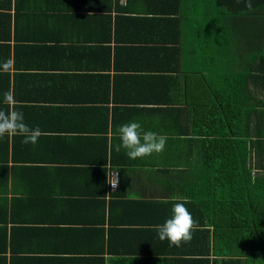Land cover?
Returning a JSON list of instances; mask_svg holds the SVG:
<instances>
[{
	"label": "crops",
	"instance_id": "1",
	"mask_svg": "<svg viewBox=\"0 0 264 264\" xmlns=\"http://www.w3.org/2000/svg\"><path fill=\"white\" fill-rule=\"evenodd\" d=\"M251 3L0 0V64L14 61L0 109L12 90L43 133L0 138V264L249 263L225 238L170 246L155 225L186 198L211 228L199 203L217 209L216 172L237 157L264 178V0ZM132 120L168 137L161 153L116 151Z\"/></svg>",
	"mask_w": 264,
	"mask_h": 264
},
{
	"label": "trees",
	"instance_id": "2",
	"mask_svg": "<svg viewBox=\"0 0 264 264\" xmlns=\"http://www.w3.org/2000/svg\"><path fill=\"white\" fill-rule=\"evenodd\" d=\"M239 159L237 157L236 161ZM236 161L230 166L226 164L224 171L221 169V175L226 178L219 179L220 170L216 172V189L221 192L216 195L217 209L208 211L204 208L207 206L199 203L201 207L197 213L213 223L211 228L198 229L207 239L210 234L214 240L225 238L219 242L224 244V251L245 255L248 264H264V178L252 176V168L245 159ZM223 214L225 221L219 222ZM209 243L216 242L207 241L206 244ZM219 251L215 250L216 253ZM108 264L112 262L108 261Z\"/></svg>",
	"mask_w": 264,
	"mask_h": 264
},
{
	"label": "clouds",
	"instance_id": "3",
	"mask_svg": "<svg viewBox=\"0 0 264 264\" xmlns=\"http://www.w3.org/2000/svg\"><path fill=\"white\" fill-rule=\"evenodd\" d=\"M121 5L126 6V0H121ZM246 7L251 10V0H246ZM14 61L9 58L0 64V71L11 72ZM4 104L9 110L0 109V138L5 135L22 136L23 143L35 144L43 134L39 127L32 128L24 120L22 111L15 109L16 100L14 92L8 90L3 94ZM120 143L116 145V151H126L129 159L143 158L153 153H161L167 143L168 137L154 131H145L139 121L132 120L118 127ZM108 182L113 189L118 187V177L113 174ZM189 201L186 198L178 199L173 203L170 218L163 223L155 225V230L161 241L168 240L170 246L179 247L189 243L193 238V232L198 229V222L193 218L192 213L186 207Z\"/></svg>",
	"mask_w": 264,
	"mask_h": 264
},
{
	"label": "built area",
	"instance_id": "4",
	"mask_svg": "<svg viewBox=\"0 0 264 264\" xmlns=\"http://www.w3.org/2000/svg\"><path fill=\"white\" fill-rule=\"evenodd\" d=\"M120 2H121V0H120ZM113 174L118 177V172L116 170H112V171L109 172V181L112 179ZM108 187H109V190H111V191L116 189V188L113 189L112 186L110 185V183H109Z\"/></svg>",
	"mask_w": 264,
	"mask_h": 264
}]
</instances>
